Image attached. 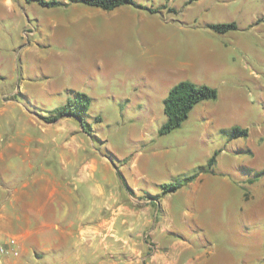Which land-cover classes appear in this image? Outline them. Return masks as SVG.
I'll return each mask as SVG.
<instances>
[{
	"label": "rangeland",
	"instance_id": "1",
	"mask_svg": "<svg viewBox=\"0 0 264 264\" xmlns=\"http://www.w3.org/2000/svg\"><path fill=\"white\" fill-rule=\"evenodd\" d=\"M134 3L0 0V103L41 118L76 93L91 98V128L70 118L49 127L53 143L86 146L79 158L108 161L91 175L69 162L84 213L100 202L85 262L264 264V0ZM182 80L218 96L162 134L163 100ZM193 175L203 177L163 194Z\"/></svg>",
	"mask_w": 264,
	"mask_h": 264
},
{
	"label": "crops",
	"instance_id": "2",
	"mask_svg": "<svg viewBox=\"0 0 264 264\" xmlns=\"http://www.w3.org/2000/svg\"><path fill=\"white\" fill-rule=\"evenodd\" d=\"M9 102L0 103V243L15 239L19 254L8 256L4 264H100V259H83L84 234L94 231L100 217L98 195L84 213V196L68 188L67 173L69 162H78L91 175L100 162L108 161L79 158L78 151L86 146L67 138L63 144L53 143L57 134L53 136L51 123L23 103ZM62 118L80 128L76 117Z\"/></svg>",
	"mask_w": 264,
	"mask_h": 264
},
{
	"label": "trees",
	"instance_id": "3",
	"mask_svg": "<svg viewBox=\"0 0 264 264\" xmlns=\"http://www.w3.org/2000/svg\"><path fill=\"white\" fill-rule=\"evenodd\" d=\"M84 2L92 6H98L105 10H112L116 7L125 4H135L134 0H74ZM58 1L49 2V4H58ZM218 29H225L229 26H215ZM218 92L215 88L204 84H197L195 82L184 80L175 84L164 99V113L167 117L166 122L160 129L162 134L168 133L182 125L188 118L191 110L204 100L215 99ZM91 98L88 95L76 93V98L68 101L67 104L55 108L53 113L48 116L41 117L45 122L55 123L64 116H74L81 121L82 128L86 130L89 123L85 120L82 113L87 111L90 106ZM91 128V127H90ZM90 130V129H89ZM233 137L247 136L246 129L233 128L231 131ZM216 159V154L211 158L210 163L213 164ZM195 175L186 177L183 181H175L165 183L162 185L163 194L169 192H176L187 183L193 181Z\"/></svg>",
	"mask_w": 264,
	"mask_h": 264
},
{
	"label": "built area",
	"instance_id": "4",
	"mask_svg": "<svg viewBox=\"0 0 264 264\" xmlns=\"http://www.w3.org/2000/svg\"><path fill=\"white\" fill-rule=\"evenodd\" d=\"M16 244V240L13 238L5 243H0V264H4V261L8 256H17L19 254V251L16 249Z\"/></svg>",
	"mask_w": 264,
	"mask_h": 264
}]
</instances>
